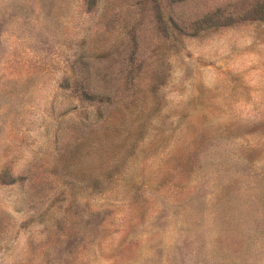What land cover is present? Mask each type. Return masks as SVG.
I'll return each instance as SVG.
<instances>
[{"label":"rangeland","instance_id":"374dc122","mask_svg":"<svg viewBox=\"0 0 264 264\" xmlns=\"http://www.w3.org/2000/svg\"><path fill=\"white\" fill-rule=\"evenodd\" d=\"M0 264H264V0H0Z\"/></svg>","mask_w":264,"mask_h":264}]
</instances>
